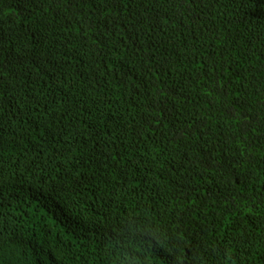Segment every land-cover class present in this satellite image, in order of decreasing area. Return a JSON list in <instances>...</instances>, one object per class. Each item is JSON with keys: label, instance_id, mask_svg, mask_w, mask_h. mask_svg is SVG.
I'll return each instance as SVG.
<instances>
[{"label": "trees", "instance_id": "obj_1", "mask_svg": "<svg viewBox=\"0 0 264 264\" xmlns=\"http://www.w3.org/2000/svg\"><path fill=\"white\" fill-rule=\"evenodd\" d=\"M0 264H264V0H0Z\"/></svg>", "mask_w": 264, "mask_h": 264}]
</instances>
